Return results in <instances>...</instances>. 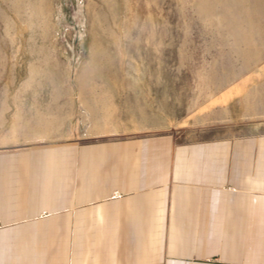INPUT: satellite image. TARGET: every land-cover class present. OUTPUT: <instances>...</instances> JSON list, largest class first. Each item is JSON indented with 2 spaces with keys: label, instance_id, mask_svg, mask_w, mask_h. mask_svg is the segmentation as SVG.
<instances>
[{
  "label": "crops",
  "instance_id": "0c3cea01",
  "mask_svg": "<svg viewBox=\"0 0 264 264\" xmlns=\"http://www.w3.org/2000/svg\"><path fill=\"white\" fill-rule=\"evenodd\" d=\"M81 95L0 149V264H264V123L123 130Z\"/></svg>",
  "mask_w": 264,
  "mask_h": 264
},
{
  "label": "rangeland",
  "instance_id": "374dc122",
  "mask_svg": "<svg viewBox=\"0 0 264 264\" xmlns=\"http://www.w3.org/2000/svg\"><path fill=\"white\" fill-rule=\"evenodd\" d=\"M79 95L123 130L264 123V0H0V149Z\"/></svg>",
  "mask_w": 264,
  "mask_h": 264
}]
</instances>
